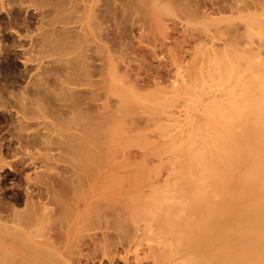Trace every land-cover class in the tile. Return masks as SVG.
Segmentation results:
<instances>
[{"label":"bare ground","instance_id":"6f19581e","mask_svg":"<svg viewBox=\"0 0 264 264\" xmlns=\"http://www.w3.org/2000/svg\"><path fill=\"white\" fill-rule=\"evenodd\" d=\"M2 61L0 264H72L82 218L101 250L136 247L122 264H264V0H0ZM140 144L180 181L146 198L154 227Z\"/></svg>","mask_w":264,"mask_h":264},{"label":"rangeland","instance_id":"374dc122","mask_svg":"<svg viewBox=\"0 0 264 264\" xmlns=\"http://www.w3.org/2000/svg\"><path fill=\"white\" fill-rule=\"evenodd\" d=\"M236 23L238 22L237 20L235 21ZM235 22H233V23H235ZM225 24V22H220L219 24H218V26H221L222 28H223V25ZM177 25V26H176ZM176 25H174V27H173V29L170 31L171 32V35H173L172 37L174 38V39H172L173 41H174V43H176V41L178 40V43L179 42H181V39H180V37H179V34L181 35V31H182V29H180V25L179 24H176ZM176 26V27H175ZM215 26H217V24H214V25H209V28L211 29H214V27ZM179 28V29H178ZM182 28V27H181ZM221 28V29H222ZM215 32V31H214ZM218 36H220V37H225V32H223V33H221V32H217L216 33ZM175 35V36H174ZM247 35V34H246ZM241 36H244V37H238V40H239V42L242 40V41H244V40H249V36L247 37V36H245V35H241ZM179 37V38H178ZM177 40H176V39ZM244 38V39H243ZM248 38V39H247ZM252 38H254V37H252ZM241 41V42H242ZM246 41V42H247ZM178 43H176L175 45H179ZM245 43V42H244ZM243 44V43H242ZM144 52V50H141V51H139V53H140V55H138L137 57L139 58V59H141V53H143ZM145 53V52H144ZM143 53V54H144ZM10 54V53H9ZM7 58L8 59H11L12 58V55L10 54V55H8L7 56ZM142 62V65L140 66V68L139 69H137L136 68V66H137V63L136 62H133V61H131V63H129V65L131 66V68H133V70H135V71H138V73L140 74V77H146V75H145V73H146V69H147V66L149 65V64H152V68H154L155 66H156V63H155V60H153V59H151L148 55H146L145 56V61H141ZM4 65V61H2L1 62V64H0V66H3ZM20 66V67H19ZM18 68H22V66H21V64L20 65H18V67H17V69ZM150 68V67H149ZM17 69H16V71L15 72H17ZM157 70L159 71V73H160V75H165L166 74V72H165V69H164V67L163 66H159V67H157ZM12 71H13V69H12ZM13 73V72H12ZM11 78V77H10ZM9 78V79H10ZM18 82L20 83V84H24L23 83V81L22 80H18ZM36 120H34V121H32V122H35ZM1 126V125H0ZM2 127V126H1ZM0 127V134H2L3 133V131L5 130V128L6 127H2L1 128ZM141 145V144H140ZM140 145H138V146H140ZM144 146H146V147H144ZM137 147V146H136ZM142 147H144V148H142ZM149 147V148H148ZM147 147V145H141V147H139L140 148V150L138 149V148H136L137 150H138V152H139V154H138V157H139V160H140V158L142 159L143 158V156H144V154H145V156L144 157H146V159L145 158H143L144 159V161H143V159L141 160L142 161V164H141V162H139V160H137L136 162H138V165H137V167H138V170L140 171H138V174H140V175H143L141 178H140V176L138 175V178H139V180L140 179H142L143 181L141 182V180L139 181V180H137V182H140V183H137L138 185H137V187H138V189H137V192H139V194L137 193L136 194V201H137V207H136V205H135V209H137L136 210V216H138L137 218V221L139 222L138 224L139 225H141V227L143 226L144 227V225L145 224H149V223H151V226H153L152 224H157V223H155V219H156V221L157 220H159L161 217H162V219H164L163 217V215H161L160 216V218H157V216L158 215H160L161 213L163 214V211H162V209L164 208V206L162 207V209H161V213L160 212H155L154 210V213H153V211H152V207L151 206H149V205H151V201H152V195H154L153 193L155 192V191H159L160 190V193H162L163 194V190H164V194H165V191L166 190H170V191H166V194H170L171 192L173 193L172 195L175 197V196H177L176 195V193H175V191L176 190H179L180 191V189H179V187H178V189H176L175 187H177V186H175V184L176 185H178L179 183L177 182V181H179V180H173V179H175V177H174V175L172 176V174L171 175H169L170 173H171V171H170V173H168L169 171H167V170H169L170 169V167H169V169H168V165H164V164H168V163H163L162 161H161V159L159 158V156H155V154H156V148H152V147H150V146H148ZM175 147H177V146H175ZM174 147V148H175ZM141 149H144L143 150V152L144 153H142V157H141ZM176 150L175 151H177V152H175V151H173L174 153H179L180 152V150L179 149H181V148H179V146L177 147V148H175ZM179 150V151H178ZM155 151V152H154ZM146 152V153H145ZM172 152V153H173ZM153 154V156H151V155H148V154ZM148 156H150V157H148ZM171 156V155H170ZM179 157H181L180 155H178ZM27 157V156H26ZM138 157H137V159H138ZM153 157V158H152ZM154 157H156V158H154ZM174 157V156H173ZM184 156H182L181 158H183ZM23 158H24V156H23ZM170 158L171 157H169V160L168 161H170ZM176 158V157H175ZM149 159V160H148ZM159 159H160V162H159ZM172 159V158H171ZM8 161H12V160H14L13 158H8L7 159ZM145 160H148L147 162L145 161ZM152 160H153V162H152ZM28 161L29 160H27L26 162H24L23 163V165L22 164H20V162L18 161V162H16V161H13V163H12V167H14V166H16V168H18V169H22L23 171H22V176L24 177V175L26 174V175H30V176H34V172L35 171H38V170H40V169H42V163L39 161V159H37V160H35V162H34V164H31V165H27V163H28ZM55 162V161H54ZM144 162V163H143ZM140 163V164H139ZM148 163V164H147ZM56 164L58 165V166H60V167H63V166H65L66 165V162H65V160L63 159V158H60L57 162H56ZM147 165L146 167H147V169H146V167L144 168L145 170H143L142 168L144 167V165ZM170 164V163H169ZM38 165H40V166H38ZM140 165H143L142 167L140 166ZM140 166V167H139ZM166 166V167H165ZM36 167V168H35ZM139 168H141L142 170H140ZM4 169H6V170H8L7 169V167L5 168L4 167ZM14 169V168H13ZM166 170V171H165ZM146 171H148V173L146 172ZM150 171V172H149ZM13 172H14V170H13ZM21 172V171H20ZM142 173H144V174H142ZM146 173V174H145ZM144 175H148L149 177H148V179H147V177H146V179H144L145 178V176ZM12 178V175H10V174H8V177H7V186L6 187H8L9 185H10V183L11 182H13V180L11 179ZM25 180V179H24ZM174 182H176V183H174ZM180 182V181H179ZM143 183V184H142ZM174 183V184H173ZM147 184L150 186H147ZM28 185V184H27ZM175 187H174V186ZM156 187V186H158V189H155L154 187ZM164 186H167V187H164ZM179 186H180V184H179ZM159 187H161V189L159 188ZM162 187H164V188H162ZM166 188H168V189H166ZM174 188H175V190H174ZM155 190V191H154ZM79 191V190H78ZM78 191H76V194L74 193L73 194V199L72 198H70L69 200H71L70 201V205H71V208L73 209V206H74V204H78L79 202L77 201L76 202V200H78V199H80V197H81V192H78ZM77 192H78V195H77ZM167 192H169V193H167ZM8 193V195H10V192L8 191L7 192ZM83 193V192H82ZM150 193H151V195H150ZM156 193V192H155ZM159 193V192H158ZM179 193V192H178ZM165 194V195H166ZM183 195V194H182ZM76 196H79V198L77 197V199H76ZM138 196V197H137ZM148 196H150V197H148ZM178 196H179V194H178ZM183 198H184V196H182ZM146 198H148V199H151V201L149 202V200H147ZM183 198H178L177 197V199H183ZM145 199V200H144ZM75 203H74V202ZM144 201H146V203L144 202ZM148 201V202H147ZM67 202H69V201H67ZM180 202H181V200H180ZM142 203H143V205H142ZM144 203H145V205L146 206H144ZM149 205H148V204ZM179 203V202H178ZM73 204V205H72ZM141 206H143V209H141L142 207ZM149 206V208H151V210L150 211H152V213H153V215L156 213H158L157 215H155L156 216V218L153 220V219H151L150 218V215L149 216H147L148 214H151V212L150 213H148V214H145L144 212V210L146 209H144V207H148ZM76 207V206H75ZM74 207V208H75ZM141 207V208H140ZM70 208V207H69ZM138 208L140 209V211H142L141 213H140V211L138 210ZM166 208V207H165ZM164 208V209H165ZM62 209H63V207H62ZM71 209V210H72ZM80 209H81V211H82V207H80ZM146 210H149L148 208L146 209ZM165 212V211H164ZM81 213V212H80ZM79 213V214H80ZM144 213V214H143ZM174 213V212H173ZM78 214V215H79ZM90 215V219H92L91 218V214H89ZM141 215V216H140ZM152 215V214H151ZM142 217V218H141ZM159 217V216H158ZM63 217H59V219H62ZM148 218V219H147ZM143 219V220H142ZM149 219H151V222L150 221H147V220H149ZM162 219H160V220H162ZM79 221L81 220V219H78ZM104 221V219H100V221L99 222H97V225H99V224H101V221ZM146 220V221H145ZM159 220V222H161ZM77 222L78 224H76V228L75 229H77L75 232H74V236H73V238H72V240H71V251L73 252L74 251V253L72 254V252H71V257H72V264H74V263H76L77 261H78V263L79 264H107V262H108V260H109V257H110V259H113V260H116L119 264H122L121 263V257L125 254V256H127V257H132V254H133V252L136 250L135 248L136 247H134V249L133 248H130V250L129 251H127V250H125L124 251V253H123V245H122V243H121V240H115V238L114 239H112V240H115L114 241V244H115V242H116V245H115V247L117 246V248H115L114 246H113V244H111L110 243V245H109V243H108V241L109 242H111V240H110V238H109V240H107V239H105V242L107 241V244H108V246H107V249H105V251H107V252H109L110 250V254L109 253H107V252H105V251H103V250H101L98 246H99V244H101V243H99L98 245H97V243L96 244H93L92 243V240H94V241H96V240H98V239H92V238H89L90 236H86L87 235V233L89 234H95L96 235V233H97V235L96 236H98L99 237V232H100V230L103 228L104 229V226H103V223L104 222H102V226L101 225H99L100 227H101V229H100V227H97L96 226V223H95V221H94V223H90L91 224V226H90V224L89 223H86L85 222V224H84V222H83V218H82V222H81V224L83 223L84 225H86V226H84V225H81L80 224V222ZM144 222H147V223H144ZM149 222V223H148ZM94 226H96V227H93V225ZM81 227H80V226ZM87 225H89V226H87ZM150 225V224H149ZM154 226H156V225H154ZM153 226V227H154ZM78 227H80V228H78ZM85 227V228H84ZM83 230H82V229ZM89 228V229H88ZM93 228H95V229H93ZM100 230H99V229ZM88 229V230H87ZM102 229V230H103ZM76 233V234H75ZM99 233V234H98ZM91 239V240H90ZM72 241H74V242H72ZM101 241V240H100ZM119 242V244H117ZM74 243V244H73ZM112 243H113V241H112ZM121 243V244H120ZM74 245V246H73ZM97 245V246H96ZM112 245V246H111ZM110 246V247H109ZM108 247H109V249H108ZM126 247V246H125ZM116 249V250H115ZM126 249V248H125ZM121 251V252H120ZM116 252V253H115ZM126 252H127V254H126ZM105 253H107V254H105ZM113 253H115V254H113ZM129 253V254H128ZM109 254V255H108ZM118 254H119V256H118ZM121 254V255H120ZM131 254V255H130ZM106 255H108V256H106ZM111 255V256H110ZM113 257V258H112ZM108 258V259H107ZM76 259V260H75ZM74 262V263H73Z\"/></svg>","mask_w":264,"mask_h":264}]
</instances>
